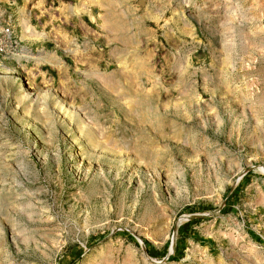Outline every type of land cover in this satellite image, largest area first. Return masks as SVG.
Listing matches in <instances>:
<instances>
[{
    "label": "rangeland",
    "instance_id": "obj_1",
    "mask_svg": "<svg viewBox=\"0 0 264 264\" xmlns=\"http://www.w3.org/2000/svg\"><path fill=\"white\" fill-rule=\"evenodd\" d=\"M0 264H264V0H0Z\"/></svg>",
    "mask_w": 264,
    "mask_h": 264
},
{
    "label": "built area",
    "instance_id": "obj_2",
    "mask_svg": "<svg viewBox=\"0 0 264 264\" xmlns=\"http://www.w3.org/2000/svg\"><path fill=\"white\" fill-rule=\"evenodd\" d=\"M13 28L10 20L5 21L0 25V53L6 52L12 47L13 39Z\"/></svg>",
    "mask_w": 264,
    "mask_h": 264
}]
</instances>
